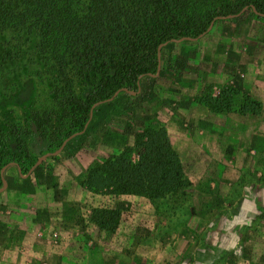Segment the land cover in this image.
Here are the masks:
<instances>
[{
	"label": "rangeland",
	"instance_id": "1",
	"mask_svg": "<svg viewBox=\"0 0 264 264\" xmlns=\"http://www.w3.org/2000/svg\"><path fill=\"white\" fill-rule=\"evenodd\" d=\"M216 21L197 41L164 45L173 65L162 61L159 77L143 78L139 93L122 92L106 111L130 125L162 122L192 186L155 202L92 193L83 181L103 156L89 138L68 147L71 139L31 174L46 153L28 172L15 162L21 172L8 168V185L1 176L0 264H264V111L217 113L197 100L207 85L218 95L231 84L264 104V17L249 6ZM41 41L27 29L0 33V124L54 108ZM97 207L123 211L117 232L90 221Z\"/></svg>",
	"mask_w": 264,
	"mask_h": 264
},
{
	"label": "trees",
	"instance_id": "2",
	"mask_svg": "<svg viewBox=\"0 0 264 264\" xmlns=\"http://www.w3.org/2000/svg\"><path fill=\"white\" fill-rule=\"evenodd\" d=\"M252 5L264 13V0H0V33L16 28L40 33L37 47L53 77L54 102L52 109L27 111L24 123L8 118L0 124V180L8 163L28 172L34 156L58 149L90 122L68 145L87 137L88 147L103 156L83 181L90 192L155 202L191 187L162 122L108 120L106 111L115 101L95 107L91 119L93 106L125 87L138 92L142 79L159 70L163 39L199 36L218 16ZM162 61L173 65L164 53ZM197 100L217 113L260 116L264 111L260 99L231 84L218 95L207 85ZM115 126L121 132L109 136ZM122 219L119 208L97 207L90 214V221L108 233L117 232Z\"/></svg>",
	"mask_w": 264,
	"mask_h": 264
},
{
	"label": "water",
	"instance_id": "3",
	"mask_svg": "<svg viewBox=\"0 0 264 264\" xmlns=\"http://www.w3.org/2000/svg\"><path fill=\"white\" fill-rule=\"evenodd\" d=\"M251 7H252V9L254 10V12H255L256 14H258V15L264 17V13H263V12H260V11L256 8L255 5H252ZM248 8H249V6H246V7H245L240 13L235 14V15L218 16V17L212 22V24H211V26L208 28V30H207L206 32L200 34L199 36H196V37H195V36L172 37V38H170V39H168V40H165V41L161 42L160 45H159V54H158V55H159V61H160V63H159V70H163V68H162V47H163L164 45L170 44V43H172V42H184V41H188V40L197 41L199 38L203 37L207 32H209V31L212 29V27H213V25H214V23H215L216 20H218V19H226V18H234V17H237V16H239L240 14H242V13H243L246 9H248ZM160 75H161V73L158 71L156 74H151L150 76H151V77H159ZM141 88H142V81H141V83H140V89H139V91H138V92L131 91V92H133V93H135V94H136V93H139V92L141 91ZM125 91H130V90H129L127 87H125V88H122L121 90L117 91V92H116L111 98H109V99H103V100H99V101H97V102L94 104V106H93V110H92V112H91V119H92V117L94 116V108H95V107H97V106H99V105L107 104V103H109V102H112L113 100H115V99L118 97L119 94H121L122 92H125ZM89 123H90V122L87 123V125H86V127H85V130L88 128ZM85 130H83V131H81V132H77V133L71 135L70 137H68V138L64 141L63 145H62L58 150H56L55 152H48V153H46L45 155L41 156V157L38 159V161L36 162V164L30 169L29 174H31L32 172H34L35 169H36L41 163H43L46 159H48V157H50V156H55V155L59 154V153H60V152L66 147V145L68 144V142H69L71 139H73V138L79 136V135L82 134ZM12 166H17L18 169H19V171L21 172V168H20V166H19L17 163H15V162L9 163V164H7L6 166H4V167L2 168V171H1V176H2V180H3L4 186L8 185V181H7V179H6V172H7L8 168H10V167H12Z\"/></svg>",
	"mask_w": 264,
	"mask_h": 264
}]
</instances>
